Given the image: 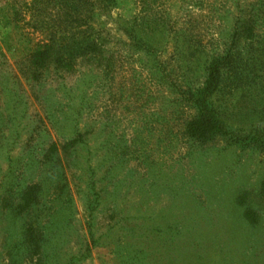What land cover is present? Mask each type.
Returning a JSON list of instances; mask_svg holds the SVG:
<instances>
[{"label": "rangeland", "instance_id": "1", "mask_svg": "<svg viewBox=\"0 0 264 264\" xmlns=\"http://www.w3.org/2000/svg\"><path fill=\"white\" fill-rule=\"evenodd\" d=\"M19 1L0 0V111L16 96L18 117L0 134V264H264V151L244 140H264V0H116L97 52L34 79L25 56L42 36L14 16ZM229 47L250 61L249 82L223 74L211 99L222 131L198 140L187 93ZM35 184L36 204L12 222Z\"/></svg>", "mask_w": 264, "mask_h": 264}, {"label": "trees", "instance_id": "2", "mask_svg": "<svg viewBox=\"0 0 264 264\" xmlns=\"http://www.w3.org/2000/svg\"><path fill=\"white\" fill-rule=\"evenodd\" d=\"M19 4V8L14 5V16L19 18L21 13L24 15L29 14L30 20L27 26L30 25L33 32L42 36V39L35 43L33 45L34 48L28 51V54L25 56L28 60V65L24 73L29 75V78L34 79L42 76V72L49 67L69 69L74 66L77 58L97 52L99 47L95 36L100 25L99 18L102 14L108 13L113 9L116 5V0H20ZM244 29L249 32L246 39H251V30ZM123 30L135 50L145 52L149 56L154 54L155 49L150 42L148 34L141 37L138 31L127 23H123ZM235 41L233 46L235 45ZM249 63L250 61H243L239 52L235 51L232 47H229L223 55L212 56L205 61V78L202 87L194 92L189 91L187 93L186 101L197 112L195 120L189 123L187 127L190 136L206 141L222 131L219 111L215 108L211 99L220 87L223 74H229V86L240 87L249 82ZM15 99L16 96L10 98L8 101L7 106L10 112L5 117H1L2 112L0 111L1 137L6 138L3 130L11 131V127L18 120V117L14 115ZM51 124L54 126V123ZM73 131L75 135L76 129H73ZM76 136L80 137L79 134ZM244 140L258 144L260 146L259 149L264 151L263 139H259L256 136H248ZM10 151L11 149L8 150V152ZM57 165L59 163L55 159L50 170H52L53 175L59 176L60 173L62 175V170L59 173L54 168ZM16 169L19 168L17 167ZM9 170H12V167H9ZM39 190L40 187L37 184L24 189V191H28V197L27 199L20 197L23 204L10 209L12 222H16L21 216H25V210L36 204ZM260 194L264 197V181L260 185ZM245 219L247 222H253V217L249 213L245 215ZM20 225H35V223L32 221L27 222L23 219ZM89 235L92 240L91 244L95 245L91 231H89ZM159 248L157 246L158 250ZM177 251L178 248L175 246L166 245L164 248L166 255H174ZM131 253L133 259L135 257L138 258L139 255L144 256L143 259L148 261L147 253L140 246H137ZM201 258L202 256L198 254L197 260L201 261ZM150 264H152V261Z\"/></svg>", "mask_w": 264, "mask_h": 264}]
</instances>
